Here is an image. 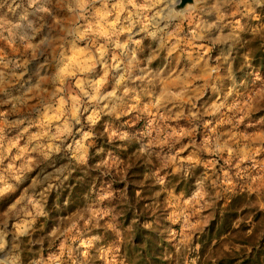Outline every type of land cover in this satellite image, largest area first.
I'll return each instance as SVG.
<instances>
[{
  "label": "clouds",
  "instance_id": "1",
  "mask_svg": "<svg viewBox=\"0 0 264 264\" xmlns=\"http://www.w3.org/2000/svg\"><path fill=\"white\" fill-rule=\"evenodd\" d=\"M252 36L264 0H0V264H135L133 216L168 264H203L193 219L264 196Z\"/></svg>",
  "mask_w": 264,
  "mask_h": 264
},
{
  "label": "rangeland",
  "instance_id": "2",
  "mask_svg": "<svg viewBox=\"0 0 264 264\" xmlns=\"http://www.w3.org/2000/svg\"><path fill=\"white\" fill-rule=\"evenodd\" d=\"M257 51H261L264 53V38L256 37V36L249 37L247 47L245 51L242 53V55H247L249 61L251 62V69L255 72L258 78L264 80V70L260 71V69L253 64V62L256 61V58L251 57V55L256 54ZM260 91H262V88L259 86L254 88H249L246 95L251 97ZM237 94L239 95V91ZM255 109L256 111L253 113V120L249 122L250 125H252V127L243 129L242 131L245 135L264 136V97H262L261 99L255 102ZM123 159L125 160V163L128 168L133 167L136 163V160L134 159L132 154H129L128 157ZM260 176H261V184H264V172H262ZM253 179L255 180V176L253 177ZM257 187H260V185H257ZM115 190L116 189H114V191ZM120 191L123 197L124 190L120 189ZM179 194H183V189ZM146 198L147 197H145V199ZM230 200H231L230 197H225L221 193L216 197L214 201L211 202L212 207L204 210L199 216L195 217L193 219V222L195 223L198 221L201 224L207 222V224L209 225L210 222L215 218L216 214H221L223 212V210L226 208V205L230 202ZM155 203L157 204V206L152 207L151 210L153 214H156L158 212V202ZM262 204H264V196H259L254 199H250L249 197L244 196L243 199L239 201V205L237 206L238 217L232 222V226L234 227L236 225H239L240 231L236 233L227 234L222 237L221 240H224L222 244L224 250L231 249L235 244H240V243H236V241L240 242L242 240H249L248 241L249 245L241 244L244 249L248 250L251 248L250 247L251 243L255 242L256 240H259V237L264 233V212L258 211L259 206ZM145 207L147 208L148 205H145ZM79 210L80 209H76L74 211H79ZM123 210L124 209H122V213ZM133 219L131 222H133ZM249 226L251 227V230L253 232V235L251 237H247L245 235L249 231ZM125 229H129V227ZM109 246L111 247V243ZM118 247L121 249L122 245H118ZM209 248L214 250V253H216L218 256L220 255V246L213 247V245H210ZM169 255H170L169 253L165 252V259L168 260ZM214 262L215 261L212 260L210 264H213Z\"/></svg>",
  "mask_w": 264,
  "mask_h": 264
},
{
  "label": "trees",
  "instance_id": "3",
  "mask_svg": "<svg viewBox=\"0 0 264 264\" xmlns=\"http://www.w3.org/2000/svg\"><path fill=\"white\" fill-rule=\"evenodd\" d=\"M251 57L256 58V61L253 62V64L257 66L260 71H263L264 53L261 51H257V53L251 55ZM124 195H126L125 192ZM243 197L231 198L230 202L226 205V208L223 210V212L221 214H216L215 218L210 222L208 227L203 229L205 235L201 241H198L202 243L201 256L203 264H210L212 260L215 261L213 264H237V261L233 260L230 256L229 251L223 249L222 244L224 240L221 239L224 235L240 231L237 230L236 227L232 226V222L238 217L237 206L239 205V201L242 200ZM145 208L146 207L144 205L138 210L141 215H143ZM122 215L128 216V212L126 209L123 210ZM149 215L151 216L155 214H153V212L151 211ZM133 218H135V216L128 219L127 223L123 224V229L127 227H129V229H132V231L129 232V236L132 237V244L135 245L136 251L133 254L130 251V247L122 245L121 254L127 257H131V260L134 261L135 264H168V260L165 259V252L156 248L153 240L147 238L148 234H143L145 237L143 239L139 238L140 229L138 228V226H134L133 222H131ZM248 241L249 240H242L240 242L236 241V243L245 245L248 244ZM210 245H213V247L220 246L219 256L214 253V250L209 248ZM250 245L251 254L249 255L247 249L243 248L244 252L241 256L239 264H264V233L259 237V240H256Z\"/></svg>",
  "mask_w": 264,
  "mask_h": 264
}]
</instances>
